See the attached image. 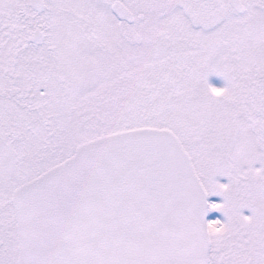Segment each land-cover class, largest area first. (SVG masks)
Segmentation results:
<instances>
[{"label":"snow or ice","instance_id":"snow-or-ice-1","mask_svg":"<svg viewBox=\"0 0 264 264\" xmlns=\"http://www.w3.org/2000/svg\"><path fill=\"white\" fill-rule=\"evenodd\" d=\"M0 264H264V0H0Z\"/></svg>","mask_w":264,"mask_h":264},{"label":"rangeland","instance_id":"rangeland-1","mask_svg":"<svg viewBox=\"0 0 264 264\" xmlns=\"http://www.w3.org/2000/svg\"><path fill=\"white\" fill-rule=\"evenodd\" d=\"M208 81L210 84L213 85V87H217V88L224 87L225 83H226L222 76H219L215 73H212L209 75ZM217 179H218V182H221V183L227 182V178H225V177H218ZM211 198H212V200H217V201H219L221 199L220 197H217V196H213ZM215 213L217 214V217L219 219L223 220L222 214H220L218 212H215ZM244 214H248L247 210H244Z\"/></svg>","mask_w":264,"mask_h":264},{"label":"flooded vegetation","instance_id":"flooded-vegetation-1","mask_svg":"<svg viewBox=\"0 0 264 264\" xmlns=\"http://www.w3.org/2000/svg\"><path fill=\"white\" fill-rule=\"evenodd\" d=\"M218 75V74H217ZM220 76V75H219ZM214 213V212H213Z\"/></svg>","mask_w":264,"mask_h":264}]
</instances>
